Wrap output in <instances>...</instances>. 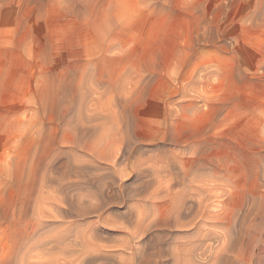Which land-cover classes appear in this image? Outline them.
<instances>
[{"label": "rangeland", "instance_id": "1", "mask_svg": "<svg viewBox=\"0 0 264 264\" xmlns=\"http://www.w3.org/2000/svg\"><path fill=\"white\" fill-rule=\"evenodd\" d=\"M191 173L214 190L206 209L232 215L230 244L217 228L216 261L194 264H264V229L246 248L264 193V0H0V264H128L127 234L104 226L135 209L163 249L133 264H183L193 229L168 227L154 193ZM117 188L134 192L101 223L73 213ZM82 237L97 248L79 261Z\"/></svg>", "mask_w": 264, "mask_h": 264}, {"label": "bare ground", "instance_id": "2", "mask_svg": "<svg viewBox=\"0 0 264 264\" xmlns=\"http://www.w3.org/2000/svg\"><path fill=\"white\" fill-rule=\"evenodd\" d=\"M190 176L191 178L189 179V182L187 183V185H183V188L181 189L175 190L172 188L170 184L165 185V188L163 187L162 189H160L161 187L160 188L158 187L160 190L156 188L158 191H155L154 194H156V197H154V199L156 200L157 199L165 200V198L168 199L169 208L167 207L166 209L171 214L170 217L172 218L173 216L172 218L173 223H171L172 221H169L168 224L170 226L168 227L172 226L173 228L178 229L180 233L182 232L181 235H184L182 237H185V234H187V231L189 228L193 229L192 234L190 233L191 239L190 240L188 239L189 241L187 240V242L184 243V245H190V248H189L190 250L189 249L187 251L185 250L186 252H185V256L182 259V263L183 264H194L196 263L195 258L204 259V258H200L201 256L211 259L210 261H213L212 263H214L216 261L217 251L216 250L212 251L211 244L208 242V240L213 239V237H216L218 234L216 230L217 228H220L222 230L221 234L223 236V241L221 243L222 247L227 246V244L228 245L230 244L228 242L231 238L230 237V216L232 215H230V213L227 210H222L221 212H218L220 210H218L217 207H216V209L218 210L217 213H211V211L207 210L206 207L208 206L206 203H204V201L211 197L210 195L214 190L212 188L194 184L193 180H194L195 174L191 173ZM215 177L221 178L223 176L215 175ZM131 190L132 191L127 190V192H124V189L122 190V189L117 188L112 194L110 195L107 194L106 198L102 196L101 198L104 199V200L102 199L103 201H101V199L98 198L104 193L103 190L95 191L93 193L88 194L89 195L88 201L95 199L97 200V203H92V201L84 202V200L78 201L76 204L77 208L73 210V213L76 216H79L84 219L87 218V216H89L90 214L96 213L97 214L96 217H99L98 219L100 220V223H101V221H103L101 217L104 212L103 210H105L106 205H110L114 202L113 195L116 194V196L123 197L127 195L128 193L130 194L134 192L133 189ZM257 191H260V190L258 189ZM150 193L154 195L153 192H150ZM160 193H163V194L160 195ZM147 197H148V193H146L143 196V199L144 198L146 199ZM262 197H264V193L262 194L261 192H258L253 197L252 205L250 209V212H252L254 219L257 220L254 223H252V225H250V227L247 229L246 248L251 249V250H253L254 248L256 249L257 246H259L257 239L261 237L262 231H263L262 229H264V227L261 225L264 223V212L261 210L260 205L258 206L257 200H256L257 198L261 199ZM151 198H153V196L150 197V199ZM149 202H152L150 204L152 205L155 201L150 200ZM132 208H133L132 205H130V207L126 208L125 211L127 212L130 211L129 213H131ZM168 209H170V211ZM135 212H136V217L134 218L135 220L130 223V220H129L130 218H129L127 220L129 221L128 225L126 226L123 225L122 223H118L116 225L114 222H106L104 226V229L105 227H107V228H110L116 231H121V232L123 231L127 234L126 236L128 239L127 240L124 239L125 240L124 243L122 242L123 244L122 245L119 244L117 245V247L120 246L122 250L124 249L129 250V252L125 255V258H126L125 261L128 260L127 262L128 264H133L134 262H136L137 257H138L137 253L141 251L143 252V249L146 248L147 246L153 247L156 243L157 245L159 244V250L163 249L162 248V237H160V235L155 234V231L157 228V224H155V221H154L155 218L152 217V215H150L149 211H145L144 209L143 210L135 209ZM181 217H185L187 219L184 221H181L180 220ZM84 219H81V220H84ZM196 220H198V222H196ZM85 223H87V221L78 223L77 225H86ZM108 225H110L111 227ZM86 227H87V231L93 234V226H91V224L88 223ZM166 238H167V234H165V244L167 243ZM64 240L65 238L56 237L55 242L56 244L59 245V244H62ZM76 245L80 247L79 248L80 252L78 251V249L77 250L74 249L79 252L78 254H80L78 256L79 261H82L84 258H86L85 253L89 252V250L91 251V249L94 250L97 248L95 243L89 242L84 237L80 238V241L76 243ZM65 246L67 248H70L71 244L66 243ZM114 247H116V245ZM112 251H113V248H112ZM121 251L119 250V252ZM124 251H122L121 253H123ZM159 253L162 255L165 252L159 251L158 254ZM204 253H207V254L204 255ZM124 254H121L122 260H124L123 259ZM166 254L167 253H165V256ZM92 258H93V255L91 259ZM180 259L178 260L180 261ZM151 261L156 262V259L147 258V260H145L144 263L146 262L147 264H149V262Z\"/></svg>", "mask_w": 264, "mask_h": 264}]
</instances>
